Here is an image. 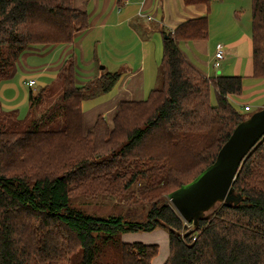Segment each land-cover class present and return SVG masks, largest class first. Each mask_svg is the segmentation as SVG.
I'll return each instance as SVG.
<instances>
[{
	"label": "trees",
	"instance_id": "16d2710c",
	"mask_svg": "<svg viewBox=\"0 0 264 264\" xmlns=\"http://www.w3.org/2000/svg\"><path fill=\"white\" fill-rule=\"evenodd\" d=\"M87 23L71 0H0V81L28 46L69 43ZM206 33L205 16L164 32L159 86L143 100L120 101L111 127L98 117L85 133L81 102L120 74L78 85L71 58L59 69V93L48 84L30 91L24 118L0 105V264H150L158 245L121 235L156 228L168 233L162 264H264V135L232 182L243 198L237 205L218 203L188 229L167 196L209 165L249 116L229 99L240 94L241 75L205 76L176 45ZM251 58L253 76L264 78V0H251ZM114 135L124 141L107 149ZM75 190L127 192L145 216L88 213L71 205Z\"/></svg>",
	"mask_w": 264,
	"mask_h": 264
},
{
	"label": "crops",
	"instance_id": "0c3cea01",
	"mask_svg": "<svg viewBox=\"0 0 264 264\" xmlns=\"http://www.w3.org/2000/svg\"><path fill=\"white\" fill-rule=\"evenodd\" d=\"M71 2L74 8L86 12L87 27L76 32L69 43L28 46L16 60L9 75L0 81L2 108H21V111L27 109L28 112V94L32 91L29 87L39 81L37 77L44 80L41 82L45 85L51 83L67 59L73 61L75 83L78 85L90 81L96 75L97 63H102L105 69L120 72V75L107 92L83 99L81 123L85 133L98 117L104 118L111 127L120 101L143 100L159 84L163 33L172 32L183 22L201 16L207 20L204 37L176 39V45L185 60L205 76L241 75L242 90L238 95H229L230 101L246 100L259 104L258 109L264 106V78L252 74L251 48L246 56L239 54L238 41L246 28L244 26L243 30L240 16L245 13L251 15V0ZM239 8H242V13ZM249 37L251 40V34ZM218 44L223 47V58L220 66L214 67V52ZM31 80L34 83H30ZM24 86L28 89L27 100ZM247 88L252 90L246 92ZM24 99L26 105L23 104ZM121 239L125 242L156 243L158 251L150 264H162L169 254L168 233L162 228L127 232L121 235Z\"/></svg>",
	"mask_w": 264,
	"mask_h": 264
},
{
	"label": "water",
	"instance_id": "95a60500",
	"mask_svg": "<svg viewBox=\"0 0 264 264\" xmlns=\"http://www.w3.org/2000/svg\"><path fill=\"white\" fill-rule=\"evenodd\" d=\"M263 135L264 106L236 124L209 165L168 193L170 203L185 222L195 226L216 204L231 207L242 201L232 182L241 161Z\"/></svg>",
	"mask_w": 264,
	"mask_h": 264
},
{
	"label": "rangeland",
	"instance_id": "374dc122",
	"mask_svg": "<svg viewBox=\"0 0 264 264\" xmlns=\"http://www.w3.org/2000/svg\"><path fill=\"white\" fill-rule=\"evenodd\" d=\"M240 9V13L243 12L242 8ZM241 22H242V28L244 30V26H246L245 28V33L242 36V38L238 41V45H239V54H246L249 51V47L251 48V40H250V34H251V15L249 13H245V15H241ZM33 60H37L36 58H33ZM101 66H104L102 63H97V66L95 67V71H96V75L92 78L95 79L97 77L102 76L105 72L108 71V69L105 68H101ZM111 72V71H110ZM114 72V71H112ZM120 74V72H118ZM238 75V74H235ZM29 77H33V76H29ZM37 81L36 84L34 86L29 87L33 92H37L41 87H43V85L45 86L44 81L41 78L37 77ZM56 80V81H55ZM118 80V78L115 80L114 83H116V81ZM52 84H46L47 86H53V90L55 92L54 96L57 95L59 93L60 90H58V88H55V86L58 84V73L54 76L53 81L51 82ZM245 85H248L247 83H244ZM251 83L249 82V85ZM114 85V84H113ZM159 84L155 87H158ZM24 88L26 89V100H27V94H28V89L27 86H24ZM248 89V88H247ZM252 89H248L246 92L251 91ZM107 92V91H106ZM104 92L99 93L102 94ZM97 96V95H96ZM95 97V96H94ZM212 102H215L214 97H213V93H211L210 95ZM26 100H23V104L26 105ZM239 100V102L237 101ZM233 102V105L236 109H238L240 112L244 113V114H248L250 115L251 113H253L254 111H256L259 106V104L256 103H251V102H247L246 100L242 101L240 99H237ZM246 102L249 105V109L245 110L243 108L242 103ZM262 105V104H261ZM22 107V106H21ZM260 107V106H259ZM4 110H12V109H16L17 114L19 116V118H24L27 115V109H23L21 111V108H12V109H6L3 108ZM41 109V107H40ZM40 109H37L38 111H41ZM23 112V113H22ZM36 112V110H35ZM40 113L36 112V115L38 116ZM135 121V120H133ZM133 121H131L132 123L129 125V127L138 125L141 123V121H138L136 123H133ZM119 138V139H118ZM123 136L120 135H114L113 137L110 136L109 142L105 145V147L107 149H114L117 150L119 145L121 144V142H123ZM120 187V184H118V188ZM126 192V191H125ZM95 194L90 193L89 191H87V193L75 190L72 192L71 194V198H70V203L73 206H76L88 213L91 214H95V215H101V216H106V215H110V214H115V213H125L127 211V209H129L130 211V216H138V217H144L145 213H146V208H143L141 205L135 204L133 203V199L129 198V194L126 192V195L123 197H119L117 195H110L111 197H105V196H101V195H92ZM210 211V210H209ZM209 211H207L205 214L209 213ZM192 225L191 223L187 222V228L188 229H192ZM135 232V231H134ZM138 232V231H137Z\"/></svg>",
	"mask_w": 264,
	"mask_h": 264
},
{
	"label": "built area",
	"instance_id": "2783aa9c",
	"mask_svg": "<svg viewBox=\"0 0 264 264\" xmlns=\"http://www.w3.org/2000/svg\"><path fill=\"white\" fill-rule=\"evenodd\" d=\"M223 58V47L221 44H218L215 48V52H214V61H213V65L214 67H219L221 60ZM30 83H34V80H31ZM243 108L245 110L249 109V105L248 104H244ZM193 239H195V236L192 237Z\"/></svg>",
	"mask_w": 264,
	"mask_h": 264
}]
</instances>
